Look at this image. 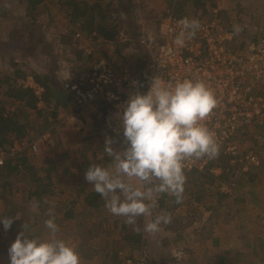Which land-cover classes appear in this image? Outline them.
Returning <instances> with one entry per match:
<instances>
[{
	"label": "rangeland",
	"instance_id": "1",
	"mask_svg": "<svg viewBox=\"0 0 264 264\" xmlns=\"http://www.w3.org/2000/svg\"><path fill=\"white\" fill-rule=\"evenodd\" d=\"M41 1V6L38 7V9H40L39 12L34 11L30 15H27L22 9L23 4L20 0H0V104H2L3 107V115L11 116L12 114H16V121L24 127L26 137L29 139H34L35 136L47 132L54 138L56 144L55 150L51 153L43 156L38 155L25 158V164L21 166V169L17 173H13L12 176H9L5 169H0V217L17 218V220L13 222L15 224L13 227L14 230H12L11 227L9 230L5 231L2 225H0V264H9L8 248L16 239V237H12V233H15V231L18 233L24 231V229L21 228L22 224L29 226L31 223L35 224L34 227L28 228L27 233L31 235L33 234V229L36 228L37 219H39L43 228L38 235H34L32 238L47 240L49 231L45 227L44 222L48 219H54L58 227L57 239L63 240L72 247L73 244L71 243L70 237L74 230L76 232L79 229V233L87 227L91 231L95 230L96 227L93 226L94 224L90 226H88L89 224L87 225V219L90 218V215L88 214L87 217L84 214L85 208L81 205L80 199L76 201V204L70 205L73 195L70 194L72 191L69 192L68 188L73 187L75 188L74 191L78 189L82 197L83 195L86 196L89 191H93L91 185L85 180L84 176L89 166L91 164H99L106 168L113 166L112 158L104 151V144L101 141L99 142L96 137L81 145L86 151L85 158L76 159L75 163L69 160V165L66 166L67 163L63 164L64 169H67L68 172H65L63 169L62 171L59 169V148H63V145L66 144L74 145L76 140L73 139L74 135L72 133L65 131L66 128L64 123L59 121V111L56 110L57 113L54 111V100L49 102L48 105L45 104V106L43 102H38L36 110H31L24 108L22 106L23 103L13 101L11 98L4 95L7 88L4 85L5 81L9 84H14V86H27V79L25 76L29 75L30 71L26 64L28 66H34L33 69H41L44 70L43 72L47 73L52 71L51 73H54V69L57 68L56 64L59 63V55L64 58L61 59L63 64H60L62 69L64 65L68 64V61H70L69 57H71L73 53L78 52L81 47L88 46L89 42L84 44V42L71 41L72 45H69L66 50L64 49L63 53H60L59 42H53L56 41L55 39H58L57 36L59 35L65 33L64 35L67 36L70 29L74 31V29L80 28L81 21L78 23L80 25H74L67 16L68 12L64 13L63 8L58 4L59 0ZM75 1H84L83 3L86 6H94L96 11L93 17H97L95 21L107 15V13L104 12V5L108 3H111V10L117 9L124 12L123 9H127V12L131 10L133 13L138 11V14L135 13V21L137 20L138 23L143 26L144 31L152 32L151 35L155 34V23L158 20L161 21L164 17L162 16L164 15L163 12L167 9V0H157V2L155 0ZM200 4H203V6L201 7L197 4L192 5L191 0L186 1L184 4L183 10L186 13L184 15L189 21L195 20L198 21V23H214L219 25V27H230L231 29L247 25V30L249 29L247 31L248 38L253 37V33H257V31L253 29H264V0H200ZM142 11L145 12L143 13ZM108 13L109 15L113 14V12ZM84 19L85 18H82L81 20ZM222 20L225 21L222 22ZM144 23H147L149 27L145 26ZM127 27L132 28L133 25L127 24ZM55 28L59 30V32H57ZM29 34L31 37L26 39ZM242 34L244 35V32ZM40 36L44 37L43 39H45V41L49 42L50 47L41 45L38 54L34 57L33 53H37L34 49H36L38 45L37 39ZM63 38H65V36ZM118 44L117 46L111 44L112 49H110V52L102 54L101 57L103 55L107 58L112 57L111 53L116 54L117 50H121V54L130 53V55H132V50H130L131 45ZM60 46H63V43H61ZM123 46H126V48H122ZM132 47L134 48L132 51L134 55V53L137 52V47L133 45ZM13 54L15 57L19 56L15 62L16 67H13L10 62L14 58L12 57ZM37 56H39L38 59ZM138 57H145V55L142 53ZM15 70L20 72L19 77L13 73ZM16 135V133H12L10 139L12 140ZM64 140H66V143H64ZM242 141L244 142L242 143ZM241 143L247 146L243 149L252 150L258 155L257 157L259 160L261 159V165H263L264 171V128L254 130L250 135H246L240 140V145ZM117 145H114L115 150L122 151V147ZM81 147H77V151ZM46 161L53 163L54 166L52 165L51 168L47 169ZM85 164L86 166H84ZM70 165H76L78 167L75 170H70ZM202 174L208 173H198V175L186 181L185 185L187 189L184 190L181 203L177 204L175 200L167 201L172 210H177L175 218L178 223H175V220H171V222L179 224V228L182 226L187 228L189 225L191 227L188 230L191 236L183 235L181 237H174L175 239L169 238L170 242L172 241L174 243L173 245L176 247L181 243L187 244V240H192V244L191 246L188 245V248L189 250L193 249V252L190 255V260H187V264H199L200 262L205 263L206 261H208V263L212 262L211 264H264V203L261 208H259L255 205L251 196L252 194L255 196L264 195V178L260 177V180L254 183V181L249 182L247 176L234 177L228 174L227 177L220 180L219 183H228L232 181L234 187L231 189V194L229 195L234 196L236 194L237 197L240 198L238 200L231 199L229 203L217 207L218 205L215 204V201H207L208 199H206L205 194L208 191H212L209 188H216L218 191L219 184L212 182L207 177L204 178ZM74 176H76V178ZM203 182L210 183V185L201 186ZM204 186L206 188H204ZM36 187L45 191V193L42 194L41 199L37 200L31 198L30 200L29 193H33ZM188 188L196 189L192 190ZM205 189H207V191ZM162 196L163 194L154 196L151 201L155 203L157 197L161 198ZM61 197L68 199L67 203L63 206L60 205L63 204L61 202ZM78 197H81V195L79 194ZM165 198L171 199L174 197L165 194ZM197 199H202L203 201L206 199V201L204 203L195 202ZM191 203L194 204L192 205ZM33 205H35V207H33ZM175 205L178 206L174 207ZM72 207L77 208L79 212V217L76 218L73 223L79 221L80 227L71 225L62 231L63 229L60 228L59 222L60 217L64 211ZM153 207V210H150L152 218L155 214L157 216L160 215L157 212V207ZM82 209L84 211H81ZM108 227L109 226H104V229L108 230ZM160 228H163V225H161ZM3 231L6 233V237L3 235ZM109 231L110 233L107 231L104 232L107 234L108 238H110L114 232L111 230V227H109ZM154 234L157 236V233ZM94 236L95 241L92 238L88 239L91 240L90 243H88L89 241H87V239L85 240V242L87 241V248L93 245V241L98 243L100 240H103L102 238H98V234L95 232ZM154 237L155 236L152 234L145 232V242L142 243V247L139 249L137 246L138 249L135 255L134 253L126 252L124 256V252H122L120 262L125 264L127 259L134 260L135 262L139 254L144 252L147 257V264H151L149 243ZM161 238L163 241L166 239L165 236H161ZM195 241L198 242L199 247L195 246ZM98 245L100 244L98 243ZM164 246L165 245H163V247ZM196 248H203V250L198 253L194 250ZM74 249L78 252L76 246ZM164 249V251L169 250L167 256L173 255L178 261L184 259V256H186L187 259V255H185L181 249L175 251L172 248H168V246ZM87 253L88 251H86L84 256L80 255L81 259H84ZM89 257L91 258V254ZM166 259V257L163 259V256L161 257L160 255L159 262H163ZM134 262L132 264H134Z\"/></svg>",
	"mask_w": 264,
	"mask_h": 264
},
{
	"label": "built area",
	"instance_id": "2",
	"mask_svg": "<svg viewBox=\"0 0 264 264\" xmlns=\"http://www.w3.org/2000/svg\"><path fill=\"white\" fill-rule=\"evenodd\" d=\"M184 20L188 19L167 13L160 21L158 38L146 34L138 40L150 58L136 71L128 66H115L102 58L99 50L104 41L95 32H75L77 41L89 42L88 46L81 47L82 55L94 59L84 73L64 75L62 90L77 111L93 109L96 113L97 107H104L101 129L125 146L118 113H122L131 95L147 92L156 76L166 84L184 79L201 81L217 100L216 108L205 123L214 133L218 154L211 159L203 157L186 162L184 174L194 171L218 178L226 172L230 176L243 177L259 165L256 153L243 151L240 140L251 128L264 125V29H253L257 33L248 38L247 25L240 27L237 33L230 27L200 22L195 36L189 38V30L181 23ZM182 33L183 43L178 44L177 38H181ZM30 88L40 100L43 88L36 84ZM66 122L75 134L85 129V123L77 113L67 116ZM55 147L54 138L47 132L34 139L13 138L0 148V169L17 159L46 155ZM217 157L230 159L228 170L211 165ZM233 187L232 181L219 183L218 191L229 195ZM133 262L127 259L125 264ZM134 264H147L146 254L141 252Z\"/></svg>",
	"mask_w": 264,
	"mask_h": 264
},
{
	"label": "clouds",
	"instance_id": "3",
	"mask_svg": "<svg viewBox=\"0 0 264 264\" xmlns=\"http://www.w3.org/2000/svg\"><path fill=\"white\" fill-rule=\"evenodd\" d=\"M181 23L189 30V38L195 36L198 21ZM234 31L238 33L239 27ZM182 37L183 33L176 43L182 44ZM216 106L209 87L190 79L166 84L156 76L147 92L131 95L122 113H118L124 149L114 150L113 140L105 139L104 151L112 158L113 166L91 164L84 174L92 190L104 201V207L114 216L125 217L126 223L139 232L135 227L137 219L151 215L147 202L154 196L168 194L177 204L181 203L186 162L211 159L218 154L214 133L205 123ZM15 220L0 217V225L7 231ZM44 223L49 231L47 240L30 237L23 225L24 231L8 248L9 264H81L74 247L57 239L54 219ZM169 223L170 216L160 215L146 223L143 231L154 234L161 225Z\"/></svg>",
	"mask_w": 264,
	"mask_h": 264
},
{
	"label": "crops",
	"instance_id": "4",
	"mask_svg": "<svg viewBox=\"0 0 264 264\" xmlns=\"http://www.w3.org/2000/svg\"><path fill=\"white\" fill-rule=\"evenodd\" d=\"M155 1L157 2V0H155ZM136 13H138V11ZM184 18H187V17H184ZM224 21L225 20H222V22H224ZM136 22H138V21L136 20ZM206 23H208V22H206ZM157 29L155 30V32L157 31ZM56 31L59 32V30H57V29H56ZM75 32H81L83 34H88V33H86V31L82 32L80 30V28L74 29V31L73 30L71 31V29H70V31H68V33H67V36L64 35L65 33L62 34V35L65 36V38H63L64 36L58 34L59 35V36H57L58 39H55L56 41L53 42V43L59 42L60 53L61 52L63 53L64 49L66 50V48L69 47V45H72L71 41L77 42V40L74 38V33ZM134 33H135V39L133 37ZM151 33L152 32L144 31L142 25H135L132 28H128L124 35L121 34L120 35L121 40L119 42H117V43L130 45L131 44L130 42H134L135 43L137 41V39H138L137 36L138 37L140 36L139 39H138V40H140L143 35L151 34ZM30 37L31 36L29 34L26 37V39H28ZM39 38H40V41L42 43L45 42L43 44V46H49L50 45L48 41H45V39H43L44 37L40 36ZM65 39L68 42H65ZM78 42H81V41H78ZM61 43H63V46H60ZM127 43H130V44H127ZM110 47H111V44L109 42H107V41H104L103 44H102L101 49L99 50V55L107 54V52H110V49H112V47L111 48ZM122 48H126V46H123ZM127 49H129V48H127ZM12 50H11V52L13 53ZM34 50H36V49H34ZM130 50H132V49H130ZM132 51H131V53H132V56H133V52ZM35 52H37V53H35V54L33 53L34 57H36V55L38 54V50L35 51ZM78 52H80L82 54L81 50H79ZM111 55H112V57H109L108 59L112 63H114L115 66L122 67V63L119 62L120 58H118V56L120 54H117V53L116 54H112L111 53ZM138 55H140V52L137 51V52L134 53V56L136 58L138 57ZM12 57H14V58L12 59V61H10L11 65L13 64L12 66L16 67V66H14V64H16L15 62L17 61V59H18L17 57H19V56L15 57L14 54H13ZM38 57L39 56H37V59H38ZM61 59H64V58H62L61 55H59V63L56 64L57 68L54 69L55 70L54 73H51L52 71L49 72V73L43 72L44 70H41V69L35 70V69H33L34 66H32V65L28 66L26 64L27 68L30 71V74L25 76V78L27 79V86L26 87L30 88L31 86L35 85V82L33 80V76H34L33 71H34V73H36V71H37L38 75L39 74H43V75H45L47 77V79L50 81L54 91H57V94H59V97H58L59 99L58 100H56L57 98H55V99L52 98V99H49V102H52V100H54V104H53L54 107H55L54 111H55V113H57L56 110L59 111V121L64 123V126L66 128L65 131H69L70 133H72L74 135L73 139L76 140L74 145L66 144V145H63V148H59V169H61V170L63 169V170H65V172H68L67 169H64V166H63L64 163H67L66 164V166H67V165H69V160H71L70 162H74L75 163L76 159L78 160V159H81V158L82 159L85 158L86 151L84 150V147H81V145H83L86 141L93 140V138L97 137L98 141L99 142L101 141L104 144V146H105V139L110 138V137H108L103 132V130L101 129V125H100V120H101L102 113L104 111V107H102V106L97 107L96 108V113L93 111V109L77 111L75 109V106H74L73 102L70 100V98L62 90V84H61L62 83V77L64 75H66V74H71V73L72 74H75V73L76 74L77 73L78 74H82V73H84V71H86L87 67H88V64L85 62L86 60L82 59L80 57L81 61L79 62L77 60V52L73 53L72 56L69 57L70 61H68V64H70V65H68V64L64 65L62 67V69H61V65L60 64H63ZM80 69H81V72L79 73ZM75 71H77V72H75ZM39 102L42 103V101H39ZM44 106H45V103H44ZM74 113H77L79 115V117H81L82 120L85 123L84 131H82L80 133H77V134H75V132H73V129L66 122L67 116H69L71 114H74ZM63 129H64V127H63ZM94 129H96L97 131H95ZM257 129H258L257 127L256 128L255 127L251 128L247 132V136L250 135L254 130H257ZM97 134H98V136H97ZM112 140H113V144L111 146L113 147L114 150H115L114 145L116 146L117 144H118L117 146H120V147H122V149H124L123 147H125V146L119 144V142H117L114 139H112ZM243 142L244 141H242V143ZM64 143H66V140H64ZM242 143H241V148H242L243 151H245L246 149H243V148H246L247 146L245 144L242 145ZM79 146L81 148L77 151L76 148L79 147ZM54 154H55V152H54ZM86 157H87V155H86ZM52 165H53V163H51V166ZM51 166L46 165L47 169L49 167H51ZM77 167L78 166H76V165L75 166H71L70 165L69 169L70 170H72V169L75 170ZM196 175H198V174H196V173L193 174V176H196ZM74 177L76 178V176H74ZM243 177H245V176H243ZM75 184H77V183H75ZM201 185H210V183L203 182V184H201ZM204 188H206V187L204 186ZM74 189L75 188H73V187L72 188L71 187L68 188L69 192L72 191V193H70V194L73 195V199L70 202V205L76 204L77 203L76 201L77 200L79 201V199H80L81 205H83V207L85 208V211L83 209L81 211H84V214L87 217H88V214L90 215V218L87 219V225L89 224L88 226H90L91 224H94L93 226L96 227V229L93 230V231H91L87 227L81 233H79V231H78L79 229H78L76 232L74 230L72 232V234H71V237H70L71 238V243L73 244V247L76 246V248H78L77 254L79 255V257H80V255L84 256L86 251H88V253H87V255L85 256L84 259H81V257H80L81 264H122V262H120L121 253L122 252H124L123 253L124 256H125L126 252L127 253H134V255H135V253L137 252V249L138 248L140 249V246H142L141 244L145 242L144 241L145 232L143 231L144 225L146 223L152 222L153 221L152 219H155L157 217V215L156 214L154 215L152 213L154 215L153 218L151 217V215H149L147 217H143L142 216V220H143V221H141V223H142V227H141L142 236H141V241L139 242V247L137 248V244L134 245V244L125 243L123 238H122L121 231H120V223L123 221L124 217H119V216L112 215L104 207V201L102 200L100 195H99V197L97 199H98V204L100 205L99 206L100 210H102V211L99 210V214L93 213V210L90 208V206L87 203V198H88V195L90 193L94 192V191H89V192L87 191L88 193L86 192L87 193L86 196L83 195V197H82V194L80 193V191L78 189H76L74 191ZM209 189L213 191V189H211V188H209ZM205 190L207 191V189H205ZM79 194L81 195V197H78ZM61 198H62L61 202L63 204H60V205L63 206V205H65L67 203L68 199L63 198V197H61ZM161 198L163 199L162 209L158 207V204L156 203V200H155V203H154V201H148L147 203H149L150 206L151 205L156 206L157 210H158L157 212L160 215H165V209H166L165 206L166 207H171L168 204L167 201H172V200L171 199H167V198H163V197H161ZM197 201L203 202L202 199H197L195 202H197ZM191 204L193 205L194 203H191ZM153 206H151L152 209L150 207V210H153V208H154ZM177 206L178 205H175L174 207H177ZM176 211L177 210H171L168 213V216L169 215H174V217H176V214H177ZM76 215L77 214H75V216ZM78 217H79V215H77L76 218H78ZM114 221L115 222L118 221V223H116L117 224L116 227H113V226L109 225L110 223H108V225H106L107 222H114ZM99 222L103 223V225H105V226L111 227V230L114 231L110 238H108L107 234H105L102 229H98V223ZM175 223L171 222V223H169L167 225H163V228H160V231L157 232V236H156V234H152L155 237L149 243L150 244V248H149L150 251L149 252H150V262H151V264H187V260H190L189 258L191 257L190 255L193 252L192 251L193 249L189 250L188 245L191 246L192 240H187V244L186 243H181V244H179V245H177L175 247L173 245L174 243L172 241L170 242L169 238L175 239L174 237H181L183 235L191 236L189 234V232H188V230L191 227L189 225V227H187V228H185L183 226L179 228V224H175ZM111 224H113V223H111ZM186 226H188V225H186ZM109 227H108V230H105L104 226H103V229L110 233ZM94 232L98 234V236H97L98 238H102L103 240H100L98 242L100 245H98L97 242H94L95 240L94 241L92 240L93 241L92 242L93 245L90 246L89 248H87L86 247L87 241H89L88 243L91 242V240H88L90 238V236L94 237L93 239H95ZM161 233H162V235H161ZM161 236H165L166 239L163 241ZM86 239H87V241L85 242ZM104 239H106V240H104ZM162 241H163V244H162ZM195 242H196L195 246L199 247L198 246V242L197 241H195ZM163 245H165V246L163 247ZM167 246H168V248H172L175 251H177V249H181L185 253V255H187V259H186V256H184L185 257L184 259H182L181 261H178V260H176L177 258L175 259L173 255L172 256L171 255L167 256L169 250L168 251H164L165 250L164 248H167ZM194 250H195V252L199 253V252H201L203 250V248H196ZM79 253H81V254H79ZM90 254H91V258L89 257ZM160 255H161V257L163 256V259H164V257H166L167 259L164 260L163 262H159L160 261ZM211 263H208V261H206L205 263L200 262L199 264H211ZM213 264H215V263H213Z\"/></svg>",
	"mask_w": 264,
	"mask_h": 264
},
{
	"label": "trees",
	"instance_id": "5",
	"mask_svg": "<svg viewBox=\"0 0 264 264\" xmlns=\"http://www.w3.org/2000/svg\"><path fill=\"white\" fill-rule=\"evenodd\" d=\"M186 1H188V0H167V9H165L163 14L166 15L167 13H169L175 17L184 18L185 17L184 14H186V13L184 12L183 7H184V4L186 3ZM20 2L23 4V5L21 4L22 9L24 10V12H26L27 15H30L34 11L39 12L40 9H38V7L41 6V3H42L41 0H20ZM83 2L84 1L76 2L75 0H59L58 4H60V7L63 8L64 13L68 12L67 16L74 23V25H80L81 24L80 30L82 32H84V31H86V33L95 32L97 34L98 38L102 39L103 41H107L110 44H114L115 46H117V44H118L117 42H119L121 40L120 35L121 34L124 35L125 32L127 31V29L129 28V27H127V24H130L133 26L141 25L135 21V13L136 12L133 13L131 10L129 12H127V9H123L124 12L122 10H117V9L111 10L110 9L111 3L104 5L105 6L104 12L107 13V15H105V16H103V17H101L95 21V19L97 18V17H93V14L96 11L94 9L95 7L94 6H86ZM191 4L192 5L197 4L201 7L203 6V4H200V0L199 1L198 0H191ZM84 7H85V9H84ZM108 12H113V14L109 15ZM142 12L144 13L145 11H142ZM164 15H162V16H164ZM82 18H85V19L81 20ZM80 21H81V23L78 24ZM159 21L160 20H158L155 23V26H156L155 28L156 29L158 28L154 34L155 38L159 37V35H158L159 23H160ZM144 25L149 27V25L147 23H144ZM139 37L137 36L138 39H139ZM134 39H135V33H134ZM138 39L135 43L130 42L131 44L130 43H127V44L131 45L130 49H132V50L134 49L132 47V45L136 46L137 47L136 51H139L140 55L143 53L145 55V57H137L136 58L134 55L132 56V55L127 54V53L121 54V50L116 51L117 54H120L118 56V58H120L119 62L122 63V66H128L134 71L139 70L142 67V65L145 63V61L148 58H150L149 53H146L143 50L144 47H140V45L138 44ZM65 42H68V41H66V39H65ZM37 43H38V45L36 47V51L40 49L41 45H43V43L40 42V38L38 39ZM122 45H125V44H122ZM140 55H138V56H140ZM80 57L82 59H85L86 63H89L93 58L91 56H82V54L80 52H77V60L79 62L81 61ZM102 58L110 61L104 55L102 56ZM14 66H16V64H14ZM35 70H37V69H35ZM75 72H77V71H75ZM80 72H81V69L79 70V73ZM13 73L15 75H18V77L20 75V72L17 70H15ZM33 74H34L33 80H34L35 84L40 86L41 88H43V91H44L41 94L40 100L35 96L34 91L31 88L14 86V84H12V83L9 84L7 81L4 82L5 83L4 85L7 87L6 91L4 92V95L8 96L9 98H12L14 101H17L19 103H23L22 106L24 108L36 110V104L39 101H42L46 105H48L49 99L57 98L56 100H58L59 94H57V91H54L50 81L47 79V77L45 75H43V74L38 75L37 71H36V73H34V71H33ZM0 85H1V82H0ZM3 114H4L3 107H2V104H0V148L9 144L10 135L12 133L17 134L15 137L17 139L26 138V133H25L24 127L16 121V118H17L16 114H12L11 116H5ZM257 128L258 129L264 128V125L261 127H257ZM94 130L97 131L96 129H94ZM259 132H263V131H259ZM97 136H98V134H97ZM256 156H258V155L256 154ZM258 161H259V165L256 167H252L250 169V171L245 175V177L247 176V180L249 179V182L254 181V183H257L260 180L259 179L260 177L264 178V171H263V165H261V159L260 160L258 159ZM230 162H231L230 159H227V158L223 159L221 157H217L215 159V162H213V161L211 162V165L216 164V165L220 166L221 168H225L226 170H228L229 167L231 166ZM23 164H25V158L17 159L14 162H8L3 169H5L7 171L9 176H12L13 173H17L21 169V166ZM46 164L51 166V163H49L48 161H46ZM211 165H209V166H211ZM84 166H86V164ZM49 168H51V167H49ZM29 169H30V167H29ZM195 173L198 174L197 172H194V171L189 172V173H185L186 181L190 180V178H192L193 174H195ZM227 175H228V173L223 172L220 176H218V178H213L209 174H202V176H204V178L207 177L212 182H216L217 184H219L220 180L225 179L227 177ZM186 189H187V187L184 184V190H186ZM188 189H192V188H188ZM194 189H196V188H194ZM194 189H192V190H194ZM210 192L211 191H208L205 194L206 199H208L207 201H210V202L215 201V204L218 205L217 207L229 203V201L231 199L238 200L240 198V197H237L236 194L234 196L219 194V192L216 190V188H214L211 193ZM44 193H45V191H42L38 187H36L35 191L33 193L29 194V199L30 200H31V198H34L37 200L41 199V196ZM236 193H237V190H236ZM190 194H191V192H190ZM251 196L255 202V205L258 206L259 208H261L262 204L264 203V195L263 196H255L254 194H252ZM98 197H99V194L92 192L88 195V198H87L88 205L93 210V213H96V214H99V210H100V207H99L100 205L98 204V199H97ZM162 197L165 198V194H163ZM206 199H204V201L202 203H204L206 201ZM171 200H175V198H171ZM197 202H199V201H197ZM156 203L158 204V207L162 209L163 199L157 197ZM171 210H172L171 207H166L165 215L168 216V213ZM100 211H102V210H100ZM78 213L79 212L77 211V208H74V207L67 209L66 211H64L62 213V215L60 217V228L63 229L62 231H64L70 225L80 227L79 221L77 223H73L75 221V218L77 217ZM75 214H77V215L75 216ZM169 216L171 217V220H175V222L178 223V221L176 220L174 215H169ZM152 220H155V219H152ZM141 221H143L142 217H139L137 219V223L135 225L136 228L140 229V231L137 232V231L133 230L134 226L128 225L126 223V218L125 217L123 218V221L120 223V231H121V235H122V238H123L125 243L134 244V245L137 244V246L139 247V242L141 241V236H142V234H141V227H142ZM108 223H110L111 226L116 227V225H117L116 223H118V221L107 222L106 225H108ZM111 223H113V224H111ZM23 225L24 224L21 225L22 229H24ZM14 226H15V224L13 223L12 224V230H14L13 229ZM26 226L28 229L30 227H34L35 224L31 223L30 226L29 225H26ZM103 226H105V225H103V223H101V222L98 223V229H102L103 232H106L103 229ZM42 228L43 227L41 225V221L39 219H37L36 228L33 229V232H32L33 234H31V235L28 233L27 234L30 237H33L34 235H38V233L40 232V230ZM12 234L14 235V236L12 235V237H16L18 232L15 231V233H12ZM3 235H5V237H6V233L4 231H3ZM90 238L93 239L94 237L91 236ZM93 240H95V239H93Z\"/></svg>",
	"mask_w": 264,
	"mask_h": 264
}]
</instances>
